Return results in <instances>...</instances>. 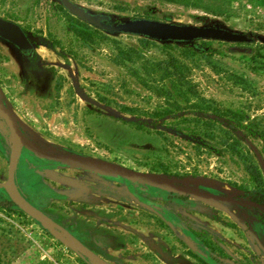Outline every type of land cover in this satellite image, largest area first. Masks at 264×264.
<instances>
[{"label":"rangeland","instance_id":"rangeland-1","mask_svg":"<svg viewBox=\"0 0 264 264\" xmlns=\"http://www.w3.org/2000/svg\"><path fill=\"white\" fill-rule=\"evenodd\" d=\"M69 1L113 23H217L264 37V0ZM0 18L19 25L34 48L35 59L26 61L0 40V94L26 136L182 182L177 191L133 185L24 153L14 180L33 206L108 264H209L212 253L215 264L264 262V230L249 213L188 191L264 195V178L245 144L264 161V45L194 42L205 49L194 53L181 44L108 35L72 17L59 0H0ZM74 86L94 104L80 99ZM6 143L0 131V183L6 180ZM5 200L0 189V264L85 263L14 205H2ZM205 215L213 218V231L201 224ZM178 226L188 236L196 227L200 232L192 237L200 247L186 248Z\"/></svg>","mask_w":264,"mask_h":264},{"label":"water","instance_id":"water-1","mask_svg":"<svg viewBox=\"0 0 264 264\" xmlns=\"http://www.w3.org/2000/svg\"><path fill=\"white\" fill-rule=\"evenodd\" d=\"M59 3L72 17L108 35H130L142 37L158 43L188 44L198 41H216L230 44H251L256 40L264 45L263 36H246L241 33L230 31L217 23L210 26H195L161 22L145 18H132L122 22L112 23L110 22L109 16L90 13L85 8L69 0H59ZM0 39L13 45L19 51L27 52L30 49V44L21 28L1 18ZM230 50L238 54H248L250 52V49L246 47H231ZM73 89L80 99L87 103L94 104L92 99H90L80 87L74 86ZM1 98L0 131L7 140L8 160L6 180L0 183V189L5 193L12 205L86 264L108 263L86 248L78 239L51 220L46 214L33 206L19 191L14 176L21 149H25L32 154L33 157L40 160L56 162L61 166L87 172L98 177L114 180L122 179L133 185L145 184L159 188L168 187L177 191L179 184L182 183L179 180L165 177L160 174L141 173L101 159L76 155L64 152L56 147L38 144L25 135L22 125L13 114L9 104L0 94V99ZM245 144L253 153L264 178V161L262 157L249 141L245 140ZM188 191L195 194L199 199H208L217 203L232 204L234 206L239 205V203L232 198L203 193L197 190L189 189ZM227 213L232 217L230 212ZM237 224L239 225L238 222ZM224 251L228 253L227 250L224 249ZM259 262L260 264H264L261 259H259Z\"/></svg>","mask_w":264,"mask_h":264},{"label":"flooded vegetation","instance_id":"flooded-vegetation-1","mask_svg":"<svg viewBox=\"0 0 264 264\" xmlns=\"http://www.w3.org/2000/svg\"><path fill=\"white\" fill-rule=\"evenodd\" d=\"M110 18V17H109ZM3 20H5V19H3ZM6 21H8V20H6ZM110 22H112L111 20H110ZM13 23V22H12ZM113 23V22H112ZM117 23V22H116ZM15 24V23H14ZM17 25V24H16ZM19 26V25H18ZM20 27V26H19ZM21 28V27H20ZM21 30L23 31V33H24V35L26 36V38H27V41H28V43L30 44V49H29V51H27V52H24V51H19L17 48H15L13 45H11V44H9V43H7V42H5V43H7V44H9L10 46H12L17 52H18V54L24 59V60H28V61H31L33 58L35 59V57H34V55H33V50H34V48H33V45H32V43H31V40L29 39V37H28V35H27V33L21 28ZM102 32V31H101ZM1 40V39H0ZM3 41V40H2ZM2 97L5 99V97L2 95ZM0 101H2V98L0 99ZM7 146V145H6ZM24 153H26V154H28L29 156H32L33 157V155L32 154H30L28 151H26L25 149H21L20 150V156H19V159H18V162L20 161V159H23L24 158ZM35 158V157H34ZM35 159H37V158H35ZM38 161H41V162H44V161H47V160H40V159H37ZM50 162H52V161H50ZM53 163H55L57 166H59V167H64V166H61V165H59L58 163H56V162H53ZM18 164V163H17ZM103 178V177H102ZM106 179H110V178H106ZM112 180H114V179H112ZM117 180H120V179H117ZM17 185V184H16ZM210 194H213V195H220V196H224V197H228V196H225V195H221V194H218V193H214V192H210ZM23 195V194H22ZM244 197L243 198H238V197H228V198H232V199H234L235 201H237L238 203H239V205H236V206H234V205H232V204H225V205H232V206H234V207H236V208H238V209H241V210H244V211H246L247 213H249V215H251L252 217H253V219H254V222L256 223V224H258L259 226H260V228H262V230H264V195L263 194H258V192H247L245 195H243ZM25 197V196H24ZM26 198V197H25ZM248 203H250V204H248ZM221 204H224V203H221ZM205 218H207V219H210V220H212L213 221V218H211V217H209L208 215L206 216H204ZM238 220V219H237ZM238 223H239V225H238V227L240 228L241 226H245L244 225V223L243 222H240V221H238ZM246 223L248 224V222L246 221ZM177 228V227H176ZM178 230L180 231V232H182V233H184L185 235H188V234H186V232H184L185 230H182L179 226H178ZM198 232H200L196 227H192V229H191V234H193V235H197V233ZM193 235H191L190 237L193 239H196L195 237H192ZM196 240H198V239H196ZM195 241V240H194ZM195 242H197V241H195ZM198 242H199V240H198ZM197 245L198 246H200L198 243H197ZM217 245H218V247L220 248V249H222L223 250V252L226 254V252L224 251V249L225 250H227L226 248H225V246L222 244V243H217ZM224 248V249H223ZM229 252V251H228ZM208 254V253H207ZM233 258V257H232ZM259 259H261L262 260V258L261 257H259L258 258V261H259ZM231 260H234V258L233 259H230V261ZM263 262V261H262ZM264 263V262H263ZM259 264H260V262H259Z\"/></svg>","mask_w":264,"mask_h":264},{"label":"crops","instance_id":"crops-1","mask_svg":"<svg viewBox=\"0 0 264 264\" xmlns=\"http://www.w3.org/2000/svg\"><path fill=\"white\" fill-rule=\"evenodd\" d=\"M201 224L204 226V228H207V229H209L210 231H213L212 230V228L214 227L215 228V226H216V224L212 221V220H210V219H207V218H205V217H203V219L201 220ZM180 234H181V237H178L179 238V240L184 244V246L186 247V248H191L192 246H193V244H194V246H196V248L198 247H200V246H198L197 245V243L200 245V242H198V240H196V239H192L191 237H190V235L188 236H185L182 232H180ZM219 234H224V231L222 232V231H219ZM217 236V235H216ZM218 237V236H217ZM219 238V237H218ZM186 240L187 241H189L191 244H189V245H187V243H186ZM197 241V242H195V241ZM201 249H202V251H203V253L206 255L207 253H208V250H206V248L205 247H201ZM227 252H228V250H227ZM226 255H227V257L229 258V259H233L232 257H233V255L230 253V252H228V253H226ZM207 256H208V254H207ZM216 257H215V253H212V255H209L208 256V259H209V261L210 262H208L209 264H215V259ZM231 261H234V260H231Z\"/></svg>","mask_w":264,"mask_h":264},{"label":"trees","instance_id":"trees-1","mask_svg":"<svg viewBox=\"0 0 264 264\" xmlns=\"http://www.w3.org/2000/svg\"><path fill=\"white\" fill-rule=\"evenodd\" d=\"M143 39H145V38H143ZM198 42L203 43L204 41H198ZM181 46H183V48H186V50H188L189 52L190 51H192L194 53L195 52L196 53H204L205 52V49H203V47L201 45L200 46L199 45H192V43H188V44H181ZM184 52H185V50H184ZM251 168L252 169L250 170V173H251L252 179H254L253 181L256 183V186H257V184L260 185L261 184V179H260L261 177H260L258 171H256L255 167H251ZM258 194H262V193L258 192ZM1 204L4 205V206H13L12 203L10 201H8V200H5V201L1 202ZM81 262H83V261H81Z\"/></svg>","mask_w":264,"mask_h":264}]
</instances>
